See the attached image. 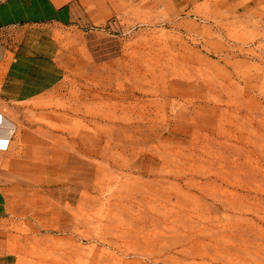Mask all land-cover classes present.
<instances>
[{
	"label": "rangeland",
	"instance_id": "obj_1",
	"mask_svg": "<svg viewBox=\"0 0 264 264\" xmlns=\"http://www.w3.org/2000/svg\"><path fill=\"white\" fill-rule=\"evenodd\" d=\"M184 1L35 27L58 75L0 100V264H264V1Z\"/></svg>",
	"mask_w": 264,
	"mask_h": 264
},
{
	"label": "crops",
	"instance_id": "obj_2",
	"mask_svg": "<svg viewBox=\"0 0 264 264\" xmlns=\"http://www.w3.org/2000/svg\"><path fill=\"white\" fill-rule=\"evenodd\" d=\"M188 1L203 0H185L186 8ZM128 5L129 0H0V36L9 32L15 35V42L8 46L1 42L6 39L0 38V100L35 98L57 79L58 72L45 56L46 41L35 27L100 26L114 15L127 14ZM14 131L15 123L0 112V160L8 151Z\"/></svg>",
	"mask_w": 264,
	"mask_h": 264
},
{
	"label": "bare ground",
	"instance_id": "obj_3",
	"mask_svg": "<svg viewBox=\"0 0 264 264\" xmlns=\"http://www.w3.org/2000/svg\"><path fill=\"white\" fill-rule=\"evenodd\" d=\"M6 124V123H5ZM129 191V190H128ZM166 208V205L164 204L163 205V209H165ZM181 251V250H180ZM178 252V251H177ZM198 255H202L203 256V254H198ZM167 258H173L171 255H169L168 253L166 254L165 253V255H164V258H163V261H165V259H167Z\"/></svg>",
	"mask_w": 264,
	"mask_h": 264
}]
</instances>
